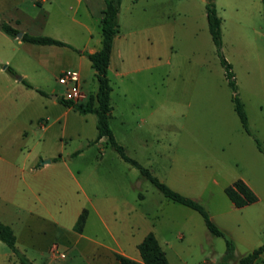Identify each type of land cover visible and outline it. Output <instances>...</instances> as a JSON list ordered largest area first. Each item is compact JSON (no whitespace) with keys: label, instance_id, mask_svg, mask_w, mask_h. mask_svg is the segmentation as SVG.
Segmentation results:
<instances>
[{"label":"rangeland","instance_id":"1","mask_svg":"<svg viewBox=\"0 0 264 264\" xmlns=\"http://www.w3.org/2000/svg\"><path fill=\"white\" fill-rule=\"evenodd\" d=\"M94 1L0 0V23L17 28L18 34L70 46L30 45L17 36L11 41L0 31V68L17 67L26 74L32 89L44 93L39 94L46 106L42 123H54L45 135L32 130L19 143L20 150L34 147L49 155L60 179L58 186V171L51 172L54 186L45 187L37 214L29 215L27 223L17 222L15 248L32 264H58L56 254L64 251L63 264H117L96 242L115 248L112 233L137 255L132 243L152 232L169 264H218L224 238L210 235L197 212L163 197L104 140L94 143V115L60 103L64 88L57 78L63 70L80 74L88 92L81 103L96 91L93 70L82 55L100 47V29L90 11ZM208 1L120 0L107 71L109 126L125 155L171 190L197 201L240 257L264 244V4L211 0L221 20V52L234 75L247 134L208 33ZM15 73L12 78L23 79ZM239 179L257 201L237 209L224 188ZM83 209L79 238L72 227ZM0 264H19L2 242Z\"/></svg>","mask_w":264,"mask_h":264},{"label":"trees","instance_id":"2","mask_svg":"<svg viewBox=\"0 0 264 264\" xmlns=\"http://www.w3.org/2000/svg\"><path fill=\"white\" fill-rule=\"evenodd\" d=\"M262 1L264 2V0ZM103 2L104 8L101 10L100 19L98 22V27L101 33L100 48L94 53H82V55H84L89 61L90 68L93 70V76L97 86L96 92L90 96L85 103L76 104L64 99L63 97L60 99V103L67 108L75 110L79 114L94 115L96 118V138L94 143L104 139L105 144L109 145L118 154L122 161L136 168L140 175L144 179L148 180L163 195V197L197 212L203 219L204 225L210 235L224 238L225 252L218 264H254L259 256L264 252V244L248 254L236 257L233 241L228 239L225 236V233L211 221L208 213L197 201L184 197L168 188L156 177L151 175L147 169L140 166L135 160L126 156L122 146H120L115 141L109 126L112 110L110 104V93L112 88L107 77V71L110 62L113 40L118 34L119 30L117 16L119 12L120 0H103ZM205 13L208 33L215 47L216 55L219 58L220 66L223 69L224 78L228 87L234 93L231 99L233 103V110L237 115L242 128L247 134H249L247 117L243 109V104L236 95V84L231 66L224 59L221 52V20L217 16L215 6L211 0H209L205 5ZM0 31L11 38H16L19 32L17 29L4 22L0 23ZM19 40L30 45L70 47L59 40H55L46 36L31 35L28 33H22ZM6 71L12 77H16V73L11 68L6 67ZM20 83L24 87L32 89V86L24 79H21ZM36 92L40 95H44V93L40 90H36ZM255 142L258 151L263 152L260 143L257 140H255ZM224 194L230 203L237 209L243 208L257 201V197L254 192L244 181L240 179L225 187ZM85 219L86 210L83 209L74 223V232H81L85 223ZM0 242L5 244V246L17 257V262L19 264H32L27 258H25L16 250V238L11 228L1 223ZM137 250L141 262H135L119 254H114V258L118 264H169L158 240L151 232L148 233L137 245Z\"/></svg>","mask_w":264,"mask_h":264},{"label":"crops","instance_id":"3","mask_svg":"<svg viewBox=\"0 0 264 264\" xmlns=\"http://www.w3.org/2000/svg\"><path fill=\"white\" fill-rule=\"evenodd\" d=\"M44 1L45 0L39 1L37 4ZM261 2L264 4L262 0ZM91 6L94 9H90V11L98 24L101 10L104 8V2L103 0H95L94 4ZM2 34L5 35L4 33ZM5 36L8 37V39L10 38V40L15 39L7 35ZM8 39L7 41L11 43ZM114 41L115 38L113 40V45ZM98 49H89L87 53H94ZM2 62L3 61L0 59V64H2ZM8 62L9 61H5L6 64H8ZM12 70L20 73L23 79H27L26 74L21 73L17 67ZM77 74L80 79L82 91L85 94L88 93L82 86L83 80L80 78V74L78 72ZM20 80L21 79L15 80L12 78L6 71V66L0 68V223L9 226L13 232L17 222L21 224L23 222L27 223L28 216L37 214V206L43 205V201L46 198L45 187L48 188L51 184L54 186L53 182H55V176H50L51 172L56 173V171H58V178L56 179L58 186H60L59 169L55 167L57 162L53 161L49 155L40 153V151L36 152L34 147L31 149L27 148L25 151L20 150L19 143L21 144L24 142L32 130L33 134L36 131H40L45 135L46 132L54 126V123L48 125L42 123L44 109L46 108L45 103L35 90L24 87L20 83ZM94 93L91 94L93 95ZM94 121L96 124V118H94ZM103 140L104 139H101L100 141ZM46 158H51L52 161L49 159L48 164L38 163V160L41 161ZM66 171L68 172V170ZM14 216H21V218L16 217L15 219ZM82 233L76 234L79 238H82ZM109 237L115 248L101 242H96V245L104 249L115 263H117V261L114 258V254L122 255L135 262H141L137 245L142 240L132 243L133 249L137 250V256L128 246L124 247L118 244L112 233L109 234ZM59 262L58 264H61L63 260ZM215 263H217V260L202 262V264ZM182 264L188 263L182 261ZM254 264H264V252Z\"/></svg>","mask_w":264,"mask_h":264},{"label":"built area","instance_id":"4","mask_svg":"<svg viewBox=\"0 0 264 264\" xmlns=\"http://www.w3.org/2000/svg\"><path fill=\"white\" fill-rule=\"evenodd\" d=\"M36 2L42 0H35ZM57 83L64 88V96L63 98L69 100L73 103H81L85 98V94L81 89L80 79L76 72L71 70H63L60 72L57 78ZM64 252H58L56 254V258L59 261L65 259Z\"/></svg>","mask_w":264,"mask_h":264},{"label":"water","instance_id":"5","mask_svg":"<svg viewBox=\"0 0 264 264\" xmlns=\"http://www.w3.org/2000/svg\"><path fill=\"white\" fill-rule=\"evenodd\" d=\"M20 37H21V34H17V38H19L20 39ZM43 164H48L49 163V160H46V161H44V162H42Z\"/></svg>","mask_w":264,"mask_h":264}]
</instances>
